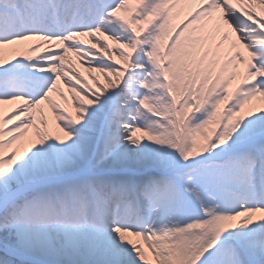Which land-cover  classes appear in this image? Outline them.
<instances>
[{"label":"snow or ice","instance_id":"6c2138e0","mask_svg":"<svg viewBox=\"0 0 264 264\" xmlns=\"http://www.w3.org/2000/svg\"><path fill=\"white\" fill-rule=\"evenodd\" d=\"M0 264H264V0H0Z\"/></svg>","mask_w":264,"mask_h":264},{"label":"bare ground","instance_id":"6f19581e","mask_svg":"<svg viewBox=\"0 0 264 264\" xmlns=\"http://www.w3.org/2000/svg\"><path fill=\"white\" fill-rule=\"evenodd\" d=\"M256 10L257 11H259L260 9L258 8V6H257V8H256ZM89 42H91V41H89ZM109 44H110V46H111V44H112V42L111 41H109ZM43 47V45H41V48ZM37 51H39V50H37ZM28 54H31V55H36V52H31V53H28ZM69 55H71L72 56V58H73V61H74V66L84 75V77H85V79L87 80V82L89 83V84H91L94 88L95 87H97V85L95 84V82L93 81V77L95 76V77H97L99 80H100V82L102 83V84H107V81L105 80V78H104V76L102 75V74H100V73H97V72H95V71H93V72H89L88 71V67L85 65V64H82V63H80V62H77L76 61V58H75V56H74V54H69ZM114 59H119V57L118 56H116L115 54H114ZM122 62V61H121ZM62 87H63V85H62ZM63 90L67 93V89L66 88H63ZM69 100H70V97H69ZM8 106H6V111L8 110ZM70 110L71 111H73V113H74V108L73 107H70ZM48 115H49V118H51L52 117V114L49 112L48 113Z\"/></svg>","mask_w":264,"mask_h":264},{"label":"rangeland","instance_id":"374dc122","mask_svg":"<svg viewBox=\"0 0 264 264\" xmlns=\"http://www.w3.org/2000/svg\"><path fill=\"white\" fill-rule=\"evenodd\" d=\"M8 107H11V106H8Z\"/></svg>","mask_w":264,"mask_h":264}]
</instances>
